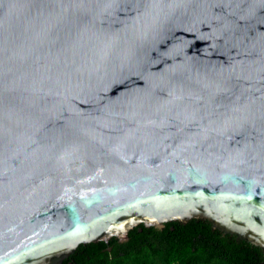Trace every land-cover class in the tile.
<instances>
[{"label":"water","instance_id":"obj_1","mask_svg":"<svg viewBox=\"0 0 264 264\" xmlns=\"http://www.w3.org/2000/svg\"><path fill=\"white\" fill-rule=\"evenodd\" d=\"M192 219L264 254V0H0V264Z\"/></svg>","mask_w":264,"mask_h":264},{"label":"trees","instance_id":"obj_2","mask_svg":"<svg viewBox=\"0 0 264 264\" xmlns=\"http://www.w3.org/2000/svg\"><path fill=\"white\" fill-rule=\"evenodd\" d=\"M62 264H264L262 250L246 240L192 219L168 222L164 228L141 224L121 242L80 244Z\"/></svg>","mask_w":264,"mask_h":264}]
</instances>
